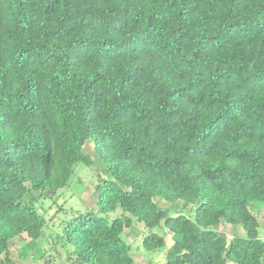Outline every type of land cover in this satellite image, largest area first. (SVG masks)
<instances>
[{"label": "trees", "instance_id": "1", "mask_svg": "<svg viewBox=\"0 0 264 264\" xmlns=\"http://www.w3.org/2000/svg\"><path fill=\"white\" fill-rule=\"evenodd\" d=\"M81 162L97 165L96 205L56 222L39 200ZM257 204L264 0H0V264L55 223L72 264H134L136 222L173 234L165 264H264Z\"/></svg>", "mask_w": 264, "mask_h": 264}, {"label": "rangeland", "instance_id": "2", "mask_svg": "<svg viewBox=\"0 0 264 264\" xmlns=\"http://www.w3.org/2000/svg\"><path fill=\"white\" fill-rule=\"evenodd\" d=\"M86 151L92 159L95 158L96 154L92 144L86 146ZM97 172L96 163L87 164L81 162L77 165L69 184L59 190L55 198L45 196L40 199L39 203L42 202L43 206L48 210V218L57 212L55 220L58 222L71 209H84L87 206L94 208L97 200V193L94 190L98 182ZM159 204L173 214L180 212L189 217H194L197 207L196 203H190L183 207L181 202L170 203L161 199ZM50 205H52V208H50ZM256 208L255 212L258 214L261 223L260 234L264 236V212L261 210L263 207L261 204H257ZM55 224L47 228L44 236L37 240L32 241L27 234L14 240L12 257L15 258L17 264H72V261L68 259L69 247L61 246L56 247V249L52 243L50 232L57 230L58 227ZM213 228L227 237L246 236L245 230L240 225L230 224L225 221ZM151 231L165 237L166 244L162 248L154 250L145 248L143 238ZM128 233L127 240L132 244L135 252L134 264H165L167 251L175 241L173 234L167 228L156 227L150 229L145 227L144 224L136 222L128 230Z\"/></svg>", "mask_w": 264, "mask_h": 264}]
</instances>
